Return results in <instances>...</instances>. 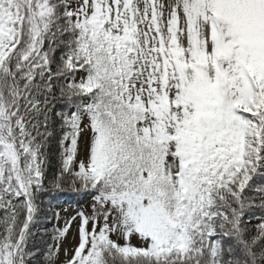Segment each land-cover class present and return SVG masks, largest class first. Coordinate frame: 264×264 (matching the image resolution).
<instances>
[{
    "label": "snow or ice",
    "instance_id": "6c2138e0",
    "mask_svg": "<svg viewBox=\"0 0 264 264\" xmlns=\"http://www.w3.org/2000/svg\"><path fill=\"white\" fill-rule=\"evenodd\" d=\"M0 264H264V0H0Z\"/></svg>",
    "mask_w": 264,
    "mask_h": 264
},
{
    "label": "rangeland",
    "instance_id": "374dc122",
    "mask_svg": "<svg viewBox=\"0 0 264 264\" xmlns=\"http://www.w3.org/2000/svg\"><path fill=\"white\" fill-rule=\"evenodd\" d=\"M89 200H90V198L86 199L85 201H83L77 205H74L72 203H59L58 205L55 204V208L60 211V216H61V220L59 221V225L62 226L64 223V218H66L67 216L74 215L75 211L79 207H82V206L86 207L87 204L89 203ZM64 209H67V212H65ZM51 221H53L57 224V221L54 218ZM74 231H75V228H73V230L70 231L68 234V238L65 241V244L67 246H71L74 243V240H73ZM132 243L137 244L138 243L137 239L133 238ZM61 257H63V251H61Z\"/></svg>",
    "mask_w": 264,
    "mask_h": 264
},
{
    "label": "trees",
    "instance_id": "16d2710c",
    "mask_svg": "<svg viewBox=\"0 0 264 264\" xmlns=\"http://www.w3.org/2000/svg\"><path fill=\"white\" fill-rule=\"evenodd\" d=\"M90 197H82L81 195H78L74 192H70V191H65L63 194H61L58 198H57V202H54V206L55 204H59V203H72L74 205H77L83 201H85L86 199H88ZM45 207H48V205L46 204ZM245 219L247 220L248 217L246 216ZM254 222V223H253ZM256 222H259L257 219H253L251 221L252 225H255ZM56 223L51 221V223H48L46 226L51 228L52 225H55Z\"/></svg>",
    "mask_w": 264,
    "mask_h": 264
}]
</instances>
